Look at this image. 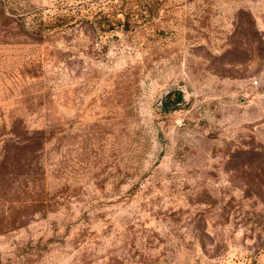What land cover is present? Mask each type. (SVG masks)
<instances>
[{"label":"rangeland","instance_id":"rangeland-1","mask_svg":"<svg viewBox=\"0 0 264 264\" xmlns=\"http://www.w3.org/2000/svg\"><path fill=\"white\" fill-rule=\"evenodd\" d=\"M4 155L0 264H264V0H0Z\"/></svg>","mask_w":264,"mask_h":264},{"label":"trees","instance_id":"trees-1","mask_svg":"<svg viewBox=\"0 0 264 264\" xmlns=\"http://www.w3.org/2000/svg\"><path fill=\"white\" fill-rule=\"evenodd\" d=\"M172 95H174V99H173L174 102H178L179 100L182 99V92L180 90L172 91ZM6 164H7V156L4 155L2 160H0V179L2 178L4 167L6 166ZM24 174L26 176V179L27 180L30 179V182L33 183V187L34 189H36V193L42 190L41 185H39V182L41 181V179L37 171L30 170V171H26ZM29 201L35 203L38 201H42V199L38 197V195L36 194V196L29 199Z\"/></svg>","mask_w":264,"mask_h":264}]
</instances>
